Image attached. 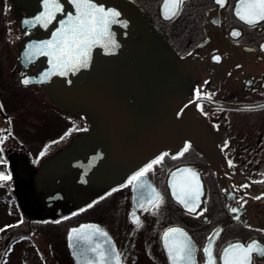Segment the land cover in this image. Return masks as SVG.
<instances>
[{"label":"flooded vegetation","instance_id":"af4514ba","mask_svg":"<svg viewBox=\"0 0 264 264\" xmlns=\"http://www.w3.org/2000/svg\"><path fill=\"white\" fill-rule=\"evenodd\" d=\"M134 1L146 10L178 53L193 65L195 78L183 100L190 102L195 125L204 132L213 149L186 140L181 146L177 144L164 150L124 182L61 219L15 223L26 226L13 233H18V239L29 237L42 258L40 264L51 262L43 259L38 240L45 244L54 264H77L70 250L69 234L85 224H95L107 231L121 264H171L163 238L169 228L187 233L196 248V264H206L203 249L215 230L217 235L211 242L216 264H222L221 254L230 244L247 245L256 241L264 245V21L249 25L237 17L240 0H225L223 5L216 0H183L179 13L170 19L165 15V0ZM25 13L13 0H0V43L12 38L17 40L21 34L23 39L29 35L19 26L18 15ZM233 32L239 36H233ZM22 40L15 41V49L13 46L7 52L8 58L1 62L6 67L0 71V140L11 175L5 182L14 200L15 179L8 154L13 151L11 141L20 142L23 138L15 133L17 123L8 108L22 100L28 101L31 107L36 104L41 110L54 111L66 121L83 120L81 116H84L54 104L41 85L21 83L25 74L38 69L34 65L26 70L19 62ZM216 56L220 57L219 61ZM197 90L201 94L199 100ZM209 93L211 100L204 99ZM40 117L34 116L36 121L43 122L45 118ZM62 135L60 132L34 134L28 139L31 144L28 151L18 148L15 152H24L32 164L39 166L65 147L73 136L66 139ZM186 147L188 150L184 151ZM162 155L163 161L137 181L136 202V181L132 184L128 181ZM183 164L198 165L204 184V196L194 213L172 198L169 191L170 171ZM175 182L180 183L179 179ZM156 193L163 199L158 208L153 207L154 201H149ZM232 208L239 211L232 212ZM133 216L139 218L140 226ZM89 257L95 264V253ZM251 264H264V255L253 253Z\"/></svg>","mask_w":264,"mask_h":264},{"label":"water","instance_id":"95a60500","mask_svg":"<svg viewBox=\"0 0 264 264\" xmlns=\"http://www.w3.org/2000/svg\"><path fill=\"white\" fill-rule=\"evenodd\" d=\"M13 2L26 12L18 15L19 26L29 33L19 44V62L26 70L38 67L25 74L21 83L29 79L27 85H41L54 104L84 114L90 123L88 130L74 134L65 147L39 166L32 164L24 152L8 154L15 179L13 194L28 221L57 220L71 214L124 182L164 150L181 146L186 140L213 149L195 125L190 102L183 100L195 78L193 65L178 53L137 2L93 0L97 6L120 13L116 18L119 22L109 26L117 47L107 51L102 44H96L91 48L88 67L68 71L65 76L57 72L46 80L42 77L52 70L51 57L29 45L51 40L60 22L66 21L68 14H76L75 6L71 0H59L63 11L57 12L45 27L35 23V18L45 11L44 0ZM29 52L30 59L25 55ZM181 169H192L198 175L201 203L205 189L196 164H183L170 171L172 198L175 199L172 184L177 179L181 181ZM137 189L136 181V202ZM85 226H96L107 233L95 224L74 228L79 232L71 230L69 246L77 264L90 259L89 249L95 244L108 252L115 248L108 233L106 237L95 235L93 227ZM84 235L90 239L81 243ZM216 235L217 230L211 236L212 242Z\"/></svg>","mask_w":264,"mask_h":264},{"label":"snow or ice","instance_id":"6c2138e0","mask_svg":"<svg viewBox=\"0 0 264 264\" xmlns=\"http://www.w3.org/2000/svg\"><path fill=\"white\" fill-rule=\"evenodd\" d=\"M216 2L223 5L225 0H216ZM71 3L75 6L76 14H68L67 20L60 22V27L53 34L52 39L35 46L29 45L30 49L35 47L39 53L51 57L49 62L52 64V70L49 73H45L42 80L48 79L49 75L56 74L57 72L59 75L65 76L68 71H77L80 67H88L91 48L96 44H102L107 51H113L117 47L109 26L112 23L119 22L116 19L120 15L119 12L113 9L106 10L104 7L97 6L93 0H71ZM182 4L183 0H165L166 18L170 19L172 16L177 15ZM44 7L45 11L35 18V23H42L43 26L47 27L48 23L55 18L56 13L63 11V8L59 0H44ZM235 14L249 25H255L259 21H264V0H240ZM25 23H33V21H25ZM232 35L239 36V33L233 32ZM45 49L47 51H44ZM25 55L30 59L32 53H25ZM215 59L219 61L220 57L216 56ZM22 82L27 85L31 81L24 79ZM196 96L198 100L201 99L199 90H197ZM211 97L212 94L209 93L205 94L203 98L211 100ZM187 150L188 148L186 147L184 151ZM180 155H183V152ZM163 159L164 156L162 155L149 163L145 168L131 177L128 183L132 184L133 181L141 180L153 169L154 165L161 163ZM229 166H231V161H229ZM179 172L182 179L179 184L175 181L173 182L172 195L190 213H194L199 207L200 197L203 194L199 177L192 169H181ZM173 175L175 176L176 174ZM10 179V174L5 175L4 173H0V181H8ZM242 187H247V185ZM152 201H154V208H158L163 203V199L158 193L152 197ZM147 210L145 208V211ZM231 211L238 212L239 209L232 208ZM133 219L140 226L139 218L133 216ZM85 227H93V234L95 235L107 236V233L102 232L96 226ZM79 231L78 229H73V232ZM82 238L85 240L90 239L87 235H84ZM163 238L171 264H196V248L187 236V233L183 232L182 229L171 228L164 233ZM89 251L95 253V264H121L120 256L114 248L108 252L100 244H95ZM203 252L206 256V264H216L211 238L209 244L203 249ZM253 253L264 255V245H260L256 241L247 245L239 243L230 244L224 249L220 260L222 264H251ZM85 264H93V261L86 260Z\"/></svg>","mask_w":264,"mask_h":264},{"label":"rangeland","instance_id":"374dc122","mask_svg":"<svg viewBox=\"0 0 264 264\" xmlns=\"http://www.w3.org/2000/svg\"><path fill=\"white\" fill-rule=\"evenodd\" d=\"M19 39H23L22 34L17 40L12 38L10 41L0 43V71L6 67L4 64L2 65L1 62H4V59L8 58L7 52H11L13 50V46L15 49V43ZM20 92H22V89L18 90L19 94H21ZM30 105L31 104L28 101L24 102L21 100V102H15L11 108H8V111L11 113L10 115H12L13 119L17 123L15 124V133H20L19 137L23 138L20 142L11 141L10 145L13 146L11 147L13 151L18 148H24V150L28 151V144L29 146L31 145L28 139L34 134L40 136L47 133L56 134L60 132L64 135L63 138L67 139L72 134L74 135L78 132L89 129V124L85 116H81L83 120L81 118L74 120L69 118L66 121L65 119L58 118L54 111L45 109L41 110L38 106H36V104L32 107ZM34 116H42L45 120L43 122L40 121L41 119L36 121ZM57 123L60 124L57 125ZM55 126L57 127L54 128ZM2 143L3 142H1L0 145V173L8 175L7 160ZM4 145L7 146L6 143H4ZM19 216L20 212L17 208V204L10 191L7 189L6 182L0 181V264H40V260L42 261V258H39V253L29 237L24 236L18 239V233H13V227L16 226L14 224L21 220V217ZM43 229L45 230L46 228ZM38 241L42 247L41 249L44 251L43 252L41 250V253H43V259H46L50 261L51 264H54L52 257L45 247V244L40 240Z\"/></svg>","mask_w":264,"mask_h":264},{"label":"trees","instance_id":"16d2710c","mask_svg":"<svg viewBox=\"0 0 264 264\" xmlns=\"http://www.w3.org/2000/svg\"><path fill=\"white\" fill-rule=\"evenodd\" d=\"M20 212V211H19ZM21 215V214H20ZM26 219L24 218V217H22L21 216V221H25ZM14 228V231H18L19 232V230H22V229H25L26 228V226L25 225H23V224H21V223H19L18 225H16V226H14L13 227ZM11 230H12V228H11ZM20 233H21V231H20Z\"/></svg>","mask_w":264,"mask_h":264}]
</instances>
